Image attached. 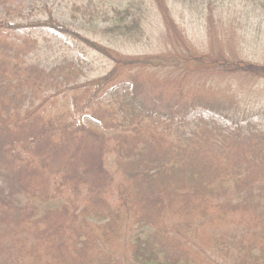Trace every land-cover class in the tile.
<instances>
[{"label":"trees","instance_id":"16d2710c","mask_svg":"<svg viewBox=\"0 0 264 264\" xmlns=\"http://www.w3.org/2000/svg\"><path fill=\"white\" fill-rule=\"evenodd\" d=\"M156 1L176 46L159 59L124 56L52 25L114 63L94 81L60 84L70 107L55 114L44 94L64 70L29 61L34 42L13 41L0 24V264H201L204 243L224 244L232 264H264V223L255 228L264 215V133L252 110L198 80L260 81L264 66L200 54L168 1ZM151 3L111 8L103 35L136 43ZM198 110L231 127L189 121ZM134 226L141 234L125 243Z\"/></svg>","mask_w":264,"mask_h":264},{"label":"rangeland","instance_id":"374dc122","mask_svg":"<svg viewBox=\"0 0 264 264\" xmlns=\"http://www.w3.org/2000/svg\"><path fill=\"white\" fill-rule=\"evenodd\" d=\"M167 1L178 31L200 54L221 53L226 58L235 56L264 66V0ZM127 3L128 0H9L5 3L0 0V24H10L12 27L7 28L5 25V35H11L16 42L23 39L34 42L32 44L36 51L29 57L32 63L47 68L59 66L64 70V74L57 75V90L44 94V97H54L55 102L47 104L54 114L70 107L64 94L65 87L60 84L65 80L72 83L71 86L94 81L109 72L114 63L84 44L61 35L53 28V24L67 26L128 57L159 59L176 49L174 40H169L167 36L163 17L165 10L156 0H152L149 6L146 31L139 41L134 43L106 38L103 31L110 24L105 20V13L110 12L111 8L123 9ZM209 10L213 12L212 17H209ZM198 80L200 86L228 93L227 96H234L243 106L252 110L255 126L264 133V80L255 81L225 73L207 75ZM199 117L213 118L222 128L231 127L228 120L203 110L193 112L188 120ZM82 120L87 124V118ZM114 167L113 161H109L110 172L114 173ZM3 172L0 168V180L4 176ZM110 201L112 204L117 203L115 191ZM257 216L255 228L261 229L264 215L259 211ZM140 234L141 229L134 226L128 230L124 242H131ZM208 245H199L207 253V256L203 254L205 257L201 264H232V253L228 252V247L223 244L210 249Z\"/></svg>","mask_w":264,"mask_h":264}]
</instances>
